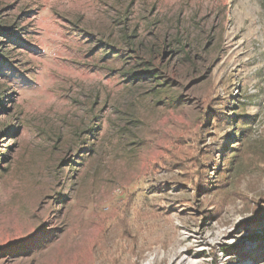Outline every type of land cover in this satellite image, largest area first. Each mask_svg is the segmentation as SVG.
<instances>
[{
    "label": "rangeland",
    "instance_id": "1",
    "mask_svg": "<svg viewBox=\"0 0 264 264\" xmlns=\"http://www.w3.org/2000/svg\"><path fill=\"white\" fill-rule=\"evenodd\" d=\"M2 30L0 264H264L263 0H0Z\"/></svg>",
    "mask_w": 264,
    "mask_h": 264
},
{
    "label": "trees",
    "instance_id": "2",
    "mask_svg": "<svg viewBox=\"0 0 264 264\" xmlns=\"http://www.w3.org/2000/svg\"><path fill=\"white\" fill-rule=\"evenodd\" d=\"M263 5H264V0H263ZM0 34L1 35H3V36H6V37H11V36H9V34L5 31V30H2V31H0ZM7 60H6V58H4V57H2V56H0V64H2V63H4V62H6ZM258 207H259V204L257 205ZM234 248V247H233ZM227 253H229V251H227ZM235 253H238L242 258H245V257H247V256H250V255H248L247 254V252H244V251H238L237 250V252H235ZM254 257V258H253ZM256 257H258V256H252L251 258H253V259H257Z\"/></svg>",
    "mask_w": 264,
    "mask_h": 264
}]
</instances>
